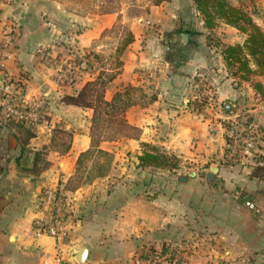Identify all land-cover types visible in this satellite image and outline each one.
Here are the masks:
<instances>
[{
    "label": "crops",
    "instance_id": "0c3cea01",
    "mask_svg": "<svg viewBox=\"0 0 264 264\" xmlns=\"http://www.w3.org/2000/svg\"><path fill=\"white\" fill-rule=\"evenodd\" d=\"M75 2H0V86L4 75L14 82L21 81L23 101L38 106L37 118L41 113L43 116L42 120L21 122L6 117L4 109L0 111V264H57V254L75 264L80 246L87 248L84 264H144L148 253L160 252L163 246L175 249L179 264H250L249 258L259 252L256 244L262 233L244 202H254L257 210L260 207L258 195L262 194L259 190L264 191V170L253 172V168L227 161L225 129L217 122L218 115L202 118L189 111L186 98L173 100L179 93L174 82L189 79L182 72L203 65L204 54L202 57L195 51L197 54L178 68L181 73L157 74L154 83L164 81L166 85L156 91V97L148 105L128 107L126 119L142 129L140 139L102 142L101 147L114 154L113 164L120 166L116 174L75 190L63 189L79 154L89 147L91 109L64 104L60 97L73 93L94 73L81 70L73 84L61 85L42 50L56 47L62 32L70 34L68 40L76 48L89 53L100 50L104 32L118 17L122 18L134 40L121 55L120 75L106 87L105 97L110 99L128 85L136 88L135 72L154 61L150 50L163 47L162 33L167 28L149 22L172 14V8L184 7L179 0H168L152 3L150 12L146 9L129 15L125 10L130 3L125 1L120 9L109 10L99 9L98 3L90 9L89 0H79L78 6ZM97 2L102 5L104 0ZM180 12L179 20L187 22ZM184 33L187 38L183 45L200 41L201 34L195 37L191 29ZM229 81L226 78L222 88L214 91L222 97L224 108L226 103L232 104V112L223 113L242 111L264 133V94L249 84L234 88ZM82 114L86 130L74 133L66 148L53 144L55 124L50 117L56 122L62 120L63 129L71 132V125H79L73 116ZM141 141L202 165L212 159L213 153L221 160L210 166L215 167L210 174L187 176L167 168H148L147 173L146 168L136 167ZM257 144L258 150H264V136ZM127 169H134L136 176L147 173L148 185L140 189L141 185L126 182L130 176ZM55 188H61L73 200L72 223L59 244L48 235H37L35 229L36 222L48 215L41 203L42 194ZM158 264H165V260Z\"/></svg>",
    "mask_w": 264,
    "mask_h": 264
},
{
    "label": "rangeland",
    "instance_id": "374dc122",
    "mask_svg": "<svg viewBox=\"0 0 264 264\" xmlns=\"http://www.w3.org/2000/svg\"><path fill=\"white\" fill-rule=\"evenodd\" d=\"M124 1L126 3H130L129 8L125 11L129 15H135L146 9H148V12H150V5L154 3L155 0H104V3L102 5L97 2V0H89V8H96V4L98 3L100 5L99 9L102 10H109L112 8L120 9L121 7H123V4L120 3H124ZM179 1L182 5H184V9L182 8L175 10V8H172V14L168 15L167 17H162L161 19L154 20L153 22H149L150 24L154 25H163L167 29L162 33L163 47L157 51L150 50V54L153 57L154 61H151L150 64L147 63L144 67L138 68V70L134 74L135 81L137 80V82H135L136 89L131 91V97L134 102V104L132 105H148V101H152L156 97V91L161 90V88L166 85L164 81H160V83H154L155 76H157V74L166 76L172 72H180L178 68L181 67L182 62L188 61L191 56L200 53L202 57L204 54V56L206 57V61L203 60V65H198V67L192 69V71H188L187 73L182 72V74H187V76H189V79H185L184 83L183 81H181L180 83L179 79V84L177 82H174V84L177 85V88L179 87V93L175 94L177 96L173 100L180 101L181 98L184 97L186 98V101L184 103L189 106V111L191 113L199 115L202 118H208L218 115L216 117V120L217 122H220L221 116H223L222 113L225 112L226 109L222 106V101L220 99L222 97L220 96V94L214 93L215 89L222 88V85L225 82L226 78H229V82H231L230 84L234 86V88H238L240 86L244 87V84H249L253 89H257L258 92L264 94V73L252 74L250 75L248 80H243L240 77L239 73L235 75L232 74V72L238 65L236 64L228 68L222 58L221 50L224 45L237 43L242 44L246 36L236 28L222 22H218L212 29H207L204 26V22L201 18L200 13L195 8L193 0ZM229 1L237 6L239 5L246 12L251 14L253 21L264 30V0ZM75 3L77 5V3H79V0H77V2ZM138 4L141 7L138 8ZM146 4H148V7H146ZM180 10V15L185 18L187 22L179 20ZM120 19L122 20V18ZM186 29L200 32L193 33L195 37L201 34V38L199 37L198 39L200 41L183 45L186 40H182V34ZM113 35L114 34L112 33H106L105 36L99 40V44H102L101 49L99 50V47L94 51L95 54H98L99 58L103 62L110 61L112 59V55L114 54V48L117 45V39ZM69 36L70 34H65L64 32L59 33L58 38L56 39V44L54 45L56 47L49 50H42L44 57L46 56L47 58H49L48 61L50 67L54 70V76L56 77L58 82L61 85L66 86L73 84L78 79L81 70H84L87 73H90L91 71L97 72V70L99 69L98 67L101 64V62L98 63L96 62L95 58L89 56L88 53L90 51L87 52L86 50L76 48L75 45L71 44L68 40ZM88 59L90 60L89 62L94 61V67H96V70H91L88 67ZM225 75H227V77H225ZM256 82H258L257 86L254 85ZM42 106L43 103L41 107ZM73 117H76L75 120H79V125L77 123H75V125L73 126L71 125V132L63 129L65 124L62 120L56 122L50 117L49 121L53 120L51 121L53 122L52 125L55 124V127L52 129V138L54 141L53 144L59 145L61 148H66V146L68 145V141L74 133H79L80 130H86L84 115H74ZM38 119H43L42 113L41 116L37 118V120ZM89 126L90 118L88 123V133ZM146 138L148 140V133H146ZM219 149L220 145H218V150ZM141 150L142 148L140 146V152ZM216 155V153H213L211 155L212 159L208 160L202 165L201 163H198V161L183 159L173 154L171 162L176 164L174 168L176 170L174 173L178 171L187 176L192 173L200 174L201 172H203L204 174H210L212 172L210 166H215L216 161L221 160V157H216ZM214 168L215 167H213V169ZM146 169L147 170L145 172L148 173V168ZM117 170H120V166H115L112 162L108 174L115 173ZM127 171L130 173V176L127 177L128 180H126V182L139 184L141 185V187H139L140 189H143V186L148 185L147 173L145 176L142 175V173L139 176H136L134 169H127ZM254 171L255 170H253V172ZM98 179L100 178H93V181H96ZM261 191L262 194L258 195L259 197H261L258 199V204L260 205V207H258L259 211H255L246 206L251 211L252 215L250 216V218H253L255 220V224L256 227H258L259 234L262 233L260 236H258V238H261V241L256 244V249L259 251L256 254L259 255L255 254V256L250 257V264H264V191L261 189L259 190V193ZM243 200L245 201V198ZM173 251H175V249ZM186 251L188 250L185 249V252Z\"/></svg>",
    "mask_w": 264,
    "mask_h": 264
},
{
    "label": "trees",
    "instance_id": "16d2710c",
    "mask_svg": "<svg viewBox=\"0 0 264 264\" xmlns=\"http://www.w3.org/2000/svg\"><path fill=\"white\" fill-rule=\"evenodd\" d=\"M162 1L167 0H155L154 3L158 4ZM193 3L207 29H212L218 22H222L236 28L246 36L242 44L224 45L221 50L222 58L228 68L238 65L232 74L239 73L243 80H248L252 74L264 73V30L253 21L251 14L229 0H193ZM106 33L114 34L113 36L117 39L112 59L103 62L95 52L89 53V56L95 58L96 62H101L99 69L97 72L92 71L94 75L73 93H67L60 97V101L64 104L91 109L89 147L79 154L74 172L68 179L64 190H75L82 185L91 183L93 178H103L108 175L114 154L101 147L102 142L140 139L142 134L141 128L130 124L126 119V110L134 104L131 91L136 88L128 85L117 90L110 99L105 97L106 87L122 71L121 55L134 40V35L123 24L120 17L110 29L104 32V34ZM191 33L200 32L191 30ZM87 61L88 67L91 70H96L94 61L89 62V59ZM254 85L257 86L258 82ZM14 89L15 92H19L21 89L23 92V83L21 81L14 82ZM2 134L3 129L0 126V135ZM140 146L142 150L137 154L136 167L142 170L145 168H167L170 170L175 168L176 164L171 162L173 154L144 141L140 142ZM254 170L261 171L262 169ZM173 250L163 246L161 252L173 253Z\"/></svg>",
    "mask_w": 264,
    "mask_h": 264
},
{
    "label": "built area",
    "instance_id": "2783aa9c",
    "mask_svg": "<svg viewBox=\"0 0 264 264\" xmlns=\"http://www.w3.org/2000/svg\"><path fill=\"white\" fill-rule=\"evenodd\" d=\"M7 1V0H0ZM9 36L8 40L10 41ZM22 89L15 92L14 81L4 75L0 92V111L5 110L6 117L21 121L32 122L36 120L37 105L26 103L22 99ZM226 133L225 158L227 161L239 164L244 167L264 170V150H258L257 140L264 136L260 125L251 118H248L242 111L223 113L220 120ZM262 131V132H261ZM41 203L47 207L48 215L45 219L36 222V234H45L54 238L59 244L66 236L69 225L72 223L73 200L63 194L61 188L47 189L43 192ZM246 206L257 210L254 202L246 201ZM57 264H72L64 259L61 254L56 255ZM165 260V264H179L178 253L173 251L162 253H148L144 258V264L159 263Z\"/></svg>",
    "mask_w": 264,
    "mask_h": 264
},
{
    "label": "water",
    "instance_id": "95a60500",
    "mask_svg": "<svg viewBox=\"0 0 264 264\" xmlns=\"http://www.w3.org/2000/svg\"><path fill=\"white\" fill-rule=\"evenodd\" d=\"M187 38V34L183 33L182 34V40L185 41ZM225 109L228 112H232V104L231 103H226L225 104ZM211 171H214V169H211ZM87 258V248L84 246H80L78 250L75 252V258H74V263L75 264H84L85 260Z\"/></svg>",
    "mask_w": 264,
    "mask_h": 264
}]
</instances>
